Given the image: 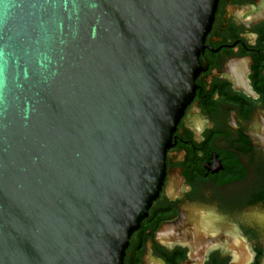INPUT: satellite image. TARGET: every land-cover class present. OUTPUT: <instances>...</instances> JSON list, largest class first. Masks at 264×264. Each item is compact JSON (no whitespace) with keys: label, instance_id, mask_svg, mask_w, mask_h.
<instances>
[{"label":"water","instance_id":"water-1","mask_svg":"<svg viewBox=\"0 0 264 264\" xmlns=\"http://www.w3.org/2000/svg\"><path fill=\"white\" fill-rule=\"evenodd\" d=\"M217 0H0V264H122Z\"/></svg>","mask_w":264,"mask_h":264},{"label":"flooded vegetation","instance_id":"flooded-vegetation-1","mask_svg":"<svg viewBox=\"0 0 264 264\" xmlns=\"http://www.w3.org/2000/svg\"><path fill=\"white\" fill-rule=\"evenodd\" d=\"M122 264H264V0H217Z\"/></svg>","mask_w":264,"mask_h":264}]
</instances>
